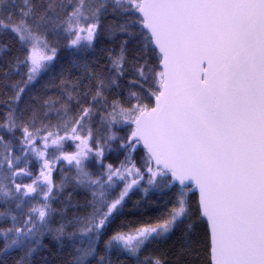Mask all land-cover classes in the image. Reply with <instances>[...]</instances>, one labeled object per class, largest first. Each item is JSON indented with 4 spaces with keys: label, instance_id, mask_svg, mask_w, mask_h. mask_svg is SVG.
<instances>
[{
    "label": "snow or ice",
    "instance_id": "obj_1",
    "mask_svg": "<svg viewBox=\"0 0 264 264\" xmlns=\"http://www.w3.org/2000/svg\"><path fill=\"white\" fill-rule=\"evenodd\" d=\"M0 264H264V0H0Z\"/></svg>",
    "mask_w": 264,
    "mask_h": 264
}]
</instances>
